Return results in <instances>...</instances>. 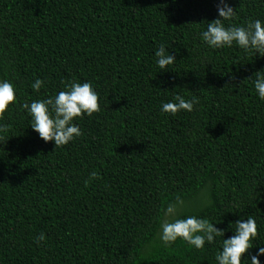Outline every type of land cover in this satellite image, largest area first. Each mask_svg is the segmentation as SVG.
I'll list each match as a JSON object with an SVG mask.
<instances>
[{"label":"trees","instance_id":"obj_1","mask_svg":"<svg viewBox=\"0 0 264 264\" xmlns=\"http://www.w3.org/2000/svg\"><path fill=\"white\" fill-rule=\"evenodd\" d=\"M216 3L0 0V80L17 95L0 121V264H217L223 236L203 249L160 240L177 197L179 218H206L224 238L251 216L250 251L264 246V101L253 83L264 56L200 39ZM230 3L234 25L264 23V0ZM161 44L176 58L167 71L155 63ZM73 81L92 84L100 111L55 148L22 105ZM177 94L197 100L193 111L162 112Z\"/></svg>","mask_w":264,"mask_h":264},{"label":"clouds","instance_id":"obj_2","mask_svg":"<svg viewBox=\"0 0 264 264\" xmlns=\"http://www.w3.org/2000/svg\"><path fill=\"white\" fill-rule=\"evenodd\" d=\"M217 18L207 24L206 30L199 33L200 39L214 49L231 48L234 45L245 52L253 51L264 56V23L261 20H251L246 26H236L231 21L236 15L230 0H217ZM225 22H228L227 24ZM155 63L160 70L167 71L175 61V56L166 51L161 44L155 51ZM43 81L36 79L31 87L39 90ZM254 88L261 101H264V76L255 79ZM66 90L57 92L47 99L33 100L24 103L22 107L31 117L30 126L45 142H53L55 148L73 142L83 135L76 122L83 116H91L100 111L98 93L90 82H71L65 85ZM17 95L14 86L8 80H0V121L9 106L16 102ZM197 103L195 98L185 99L177 94L173 100L162 103L161 111L176 115L181 111L191 112ZM4 126L0 124V129ZM97 173L92 172L91 178ZM185 202L177 197L167 204L163 211V219L159 225V238L165 245H170L178 239L187 242L196 249H203L205 244H212L217 237L223 236L221 250L216 254L217 264H261L260 256H264V246L258 247L255 254L254 241L258 236L255 220L249 216L229 223L233 235L225 237V230L218 229L208 219L195 215L179 218ZM36 243L45 240V234L34 237Z\"/></svg>","mask_w":264,"mask_h":264}]
</instances>
